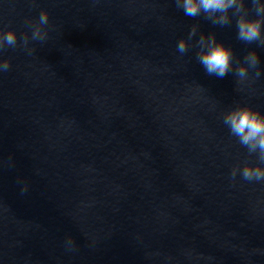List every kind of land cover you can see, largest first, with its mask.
Returning a JSON list of instances; mask_svg holds the SVG:
<instances>
[{"label":"water","instance_id":"95a60500","mask_svg":"<svg viewBox=\"0 0 264 264\" xmlns=\"http://www.w3.org/2000/svg\"><path fill=\"white\" fill-rule=\"evenodd\" d=\"M193 25L255 48L174 0H0V264H264V181L231 176L255 156L220 119L264 113V75L206 74Z\"/></svg>","mask_w":264,"mask_h":264},{"label":"clouds","instance_id":"9594fccd","mask_svg":"<svg viewBox=\"0 0 264 264\" xmlns=\"http://www.w3.org/2000/svg\"><path fill=\"white\" fill-rule=\"evenodd\" d=\"M175 6L184 16L203 17L214 27H225L233 24L236 39L245 44H255L241 60L235 61L231 48L218 41L211 32L199 31L193 25L186 38L176 42L177 52L184 54L195 48V59L208 75L223 78L231 73L237 83L264 75L261 59L256 49H264V0H174ZM252 13V14H250ZM48 13L41 10L35 22H29L30 35L21 37L22 46L28 54L34 49L30 41H45L48 33ZM195 37L194 42L193 38ZM18 37L14 30H0V51L5 47H16ZM9 61L0 56V72L7 71ZM222 124L230 136L255 156V163H247L233 168L231 176L237 174L246 181H264V113L247 105H238L224 111L220 115ZM23 191V190H22ZM70 246L71 240L66 241Z\"/></svg>","mask_w":264,"mask_h":264}]
</instances>
